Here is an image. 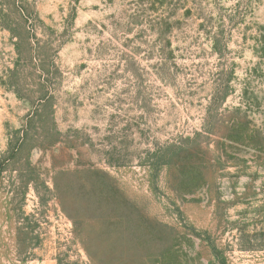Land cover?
I'll use <instances>...</instances> for the list:
<instances>
[{
	"label": "rangeland",
	"instance_id": "1",
	"mask_svg": "<svg viewBox=\"0 0 264 264\" xmlns=\"http://www.w3.org/2000/svg\"><path fill=\"white\" fill-rule=\"evenodd\" d=\"M0 264H264V0H0Z\"/></svg>",
	"mask_w": 264,
	"mask_h": 264
}]
</instances>
